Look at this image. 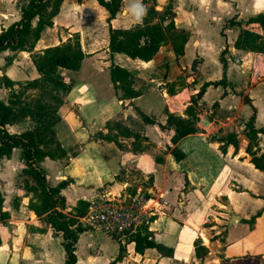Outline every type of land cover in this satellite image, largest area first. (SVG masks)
Here are the masks:
<instances>
[{"label":"crops","instance_id":"obj_1","mask_svg":"<svg viewBox=\"0 0 264 264\" xmlns=\"http://www.w3.org/2000/svg\"><path fill=\"white\" fill-rule=\"evenodd\" d=\"M153 1L160 5L154 6L159 11L171 2L174 25L187 34L183 55L176 57L169 42L146 62L123 54L111 55L107 49L108 30L102 52L84 48L86 57L80 69L72 71V89L58 109L60 120L54 126L66 155L56 160L44 158L40 167L51 186L69 181L61 190L65 213H73L79 201L89 203L105 190L126 189L133 194L146 189L161 194L168 208L154 219L148 231L155 243L172 248L173 255L161 256L154 248L138 253L133 242L83 230L75 243L76 264H80V248L82 263L101 260L100 264H110L120 244L123 251L115 264H264V171L250 162L248 138L242 132L252 113L242 95L255 109L254 127L264 130V81L249 80L248 70L244 69L246 61L240 57L244 51L234 47L241 28L262 34L258 23L245 22L264 15V0ZM91 2L63 0L52 28L71 24L78 18L72 9L93 6ZM140 7V0H122L121 12L108 22V27L129 28L139 23L135 13ZM3 15L8 18L2 26L5 28L18 19L19 9L15 14L8 11ZM103 16L107 18L106 11ZM229 19L241 25L226 24ZM41 42L40 38L32 52L52 46ZM224 48V85L205 89L197 102L196 131L172 143L173 128L162 129L159 124H165L166 112L185 117L190 98L199 87L222 78L219 56ZM102 55L107 58L105 62L98 60ZM6 57L10 58L8 62ZM21 60H27L30 77L21 70ZM111 62L145 80L148 88L131 100L119 101L109 78ZM100 64H105L104 70ZM0 67L2 75L15 82L37 77L25 51L0 53ZM142 80H135L133 88L138 89ZM134 107L154 123H142ZM120 114L124 120L137 116L142 123L141 132L135 130L144 137L135 142L140 150H132V138L118 137L120 148L112 141L90 137L96 130L106 134L100 124ZM27 123L24 120L6 128L18 133L28 128ZM124 124L132 129L129 123ZM229 132L237 136L236 150L231 144L221 148L219 138ZM173 147L184 154L181 160L172 156ZM258 147L264 152L262 133L258 134ZM22 168L19 148L0 159L2 211L7 215L0 222V264H64L61 235L50 228L37 230L41 222L28 207L31 195L24 189L25 177L19 176ZM29 183L33 181L29 179ZM198 238L207 249L203 258L194 255L193 241Z\"/></svg>","mask_w":264,"mask_h":264},{"label":"trees","instance_id":"obj_2","mask_svg":"<svg viewBox=\"0 0 264 264\" xmlns=\"http://www.w3.org/2000/svg\"><path fill=\"white\" fill-rule=\"evenodd\" d=\"M77 1L81 2L82 0ZM95 1L106 11L107 22H110L117 13L121 12L122 0ZM148 1L140 0L146 10L139 23L129 28H112L109 25L107 49L111 55L118 53L130 59L146 62L151 60L159 48L168 42L171 43L176 57L183 55L187 34L176 29L171 2L158 12L154 9V1L153 4L147 6ZM62 2L63 0H26L19 7L18 19L11 22L7 27L0 28V53L6 50L28 52L37 72V77L22 82H15L5 74L0 78V84L9 90L7 100L0 99V159L8 157L14 148L20 149V161L23 164L20 174L25 177L23 186L26 193L32 194L28 207L34 211L41 222V227L37 230L44 231L46 228H50L54 233L60 234L65 253L64 264H76L75 243L78 233L83 231L77 225V218L86 212L88 203L79 201L72 214L63 212L65 203L61 190L69 184V181L62 180L54 186L49 185L45 173L40 167V162L44 158L56 160L66 155V151L60 146L56 138L54 126L60 120L58 109L63 104L64 97L71 91L73 82L72 80H65L60 71H78L86 53L83 51L78 38L67 39L60 44L45 47L40 52H32L40 39L41 32L52 26L53 18L58 14ZM251 22L260 25L262 34L241 28L234 41V47L250 53L262 52L264 51V15L258 14L250 17L245 23ZM226 24L241 25L234 19H229ZM225 49L221 51L219 56L223 69L222 78L218 81L205 82L199 87L198 91L190 98V104L184 111L185 117L166 112L165 124H159L162 129L173 128L172 143L196 131L197 102L205 89L208 86L224 85L226 62L223 54ZM5 60L8 62L10 58L6 57ZM193 64L194 62L192 67ZM108 71L116 98L119 101L131 100L141 94V91L133 88L132 73L126 68L111 62ZM16 86L17 88H15ZM117 91L120 93L117 94ZM171 92L168 90V93L171 94ZM242 99L245 104L251 107L252 111L244 123L242 131L248 138L246 152L250 155V162L254 167L264 171V152H260L258 147V134H264V130L254 127L255 109L247 96L242 95ZM215 105L216 103L213 104V106ZM134 109L142 123H154L152 119L142 114L137 108L134 107ZM24 120H28L31 126L18 133L7 130L8 125ZM104 128L107 133L102 134V139L112 141L121 148L122 144L118 137L132 138L134 141L132 150H140L135 147V142L144 140V137L130 129L122 121L107 120ZM109 133L114 135H109ZM219 140L223 143L222 149L231 144L236 150L237 136L234 132L226 133ZM170 152L176 160H181L184 157V154L176 147H173ZM29 179L33 181V184L29 183ZM2 204L3 196L0 191V222L7 217L6 213L2 211ZM252 220L253 218L250 221ZM125 242H133L134 251L138 253L143 252L146 248H154L161 256L171 257L173 255L172 248L153 241L151 233L146 227H141L128 235ZM193 248L196 258H203L207 254V249L202 245L199 238L193 241ZM122 251L123 247L120 244L118 255L110 264H115L121 258Z\"/></svg>","mask_w":264,"mask_h":264},{"label":"built area","instance_id":"obj_3","mask_svg":"<svg viewBox=\"0 0 264 264\" xmlns=\"http://www.w3.org/2000/svg\"><path fill=\"white\" fill-rule=\"evenodd\" d=\"M248 66L249 80L264 81V51L252 53ZM167 208L161 194L146 189L133 194L126 189L105 190L88 203L86 212L77 218V225L87 232L125 240L141 227L148 230Z\"/></svg>","mask_w":264,"mask_h":264},{"label":"rangeland","instance_id":"obj_4","mask_svg":"<svg viewBox=\"0 0 264 264\" xmlns=\"http://www.w3.org/2000/svg\"><path fill=\"white\" fill-rule=\"evenodd\" d=\"M26 0H0V28H2V26H4L6 24V22L8 21L7 17H4L3 14L7 13L8 11H10V13L15 14V11L17 9H19L20 6H22L25 3ZM77 1V0H76ZM93 2L92 5L90 7H86V8H73L72 12L77 15V19H74V21L71 24H67L66 27L62 26H58L56 28H52L48 27L45 28L43 31L45 32H41L40 38L42 40V43L45 44H52V45H56V44H60L62 42H65L67 39H75L78 38L81 47L84 51L86 49H88L90 47V49H96L98 52H102L105 46V35L106 32L108 30V22L106 21V19L104 18L103 14L105 13V10L103 7H101L100 5H98L96 2H94V0H92ZM69 2V1H68ZM78 2V1H77ZM153 4V0H149L147 3L148 5ZM155 5L160 6L158 4L155 3ZM143 6V5H142ZM143 9L146 10L143 6ZM155 9V7H154ZM156 11L159 12L158 9H155ZM145 14V11H144ZM143 14V15H144ZM65 17V16H64ZM62 17V18H64ZM62 23V22H61ZM63 24V23H62ZM52 28V29H50ZM92 47V48H91ZM97 52V53H98ZM96 53V52H95ZM251 54L248 51H244L243 54L240 56L242 57L245 61H246V67L244 68L245 70H248V65L251 59ZM22 58H26V56L21 55ZM98 60H100L101 62H105L107 60L105 55L100 56V58H98ZM238 62H241L239 60V57L237 58ZM4 67V66H3ZM3 67H0V78L2 76L3 73ZM20 68L21 70H24V72L27 73V76L30 77V73H29V67L27 65V60H21L20 61ZM32 68L35 71V68L32 64ZM100 69H105V64H100ZM60 73L63 75V77L65 78V80L69 81V80H74L75 78V73H73L72 71H68V70H61ZM133 76V83L135 82V80H142L141 78H137L135 76L134 73H132ZM22 82V81H20ZM145 80H142L141 85L139 86V91H144L146 90V88H148V85H145ZM136 84V83H135ZM17 88V86L15 87ZM120 92L117 91V94H119ZM8 94H9V90L5 87H3L0 84V99L6 101L8 98ZM66 97V96H65ZM64 97V98H65ZM122 114V113H121ZM119 115L116 118H110L109 120L112 119H117L122 121L123 123H129V125H131L132 129L136 130V131H140L142 130V123L139 121V118L136 116V118L134 119H127L124 120L122 118V115ZM104 123V124H103ZM105 122H102L101 127L103 128L105 125ZM28 124V123H27ZM21 127L24 126L23 123H21ZM31 126V124L29 123L27 127ZM141 132V131H140ZM109 135H114L113 133H109ZM90 137L94 138V139H102V132L99 130H96L95 132H93ZM21 176V174L19 175ZM22 183H24V180H22ZM32 196V194H30ZM36 199V198H35ZM36 202V200H35ZM38 203V201H37ZM70 214H72L71 212H68ZM105 235V234H104ZM81 248L79 250V258H80V264H84V262L82 263V259H81ZM100 259H103V257L101 256ZM101 260H96L94 262V264H100Z\"/></svg>","mask_w":264,"mask_h":264},{"label":"clouds","instance_id":"obj_5","mask_svg":"<svg viewBox=\"0 0 264 264\" xmlns=\"http://www.w3.org/2000/svg\"><path fill=\"white\" fill-rule=\"evenodd\" d=\"M144 11L145 10L142 7L138 8V10L136 11L135 16H136L137 22H139L140 18L143 16Z\"/></svg>","mask_w":264,"mask_h":264},{"label":"water","instance_id":"obj_6","mask_svg":"<svg viewBox=\"0 0 264 264\" xmlns=\"http://www.w3.org/2000/svg\"><path fill=\"white\" fill-rule=\"evenodd\" d=\"M170 103H172V101H171ZM173 104H174V103H173ZM233 219H235V216L233 217Z\"/></svg>","mask_w":264,"mask_h":264}]
</instances>
